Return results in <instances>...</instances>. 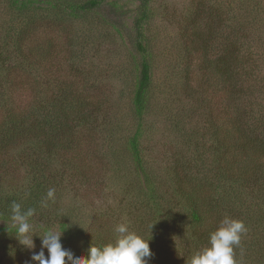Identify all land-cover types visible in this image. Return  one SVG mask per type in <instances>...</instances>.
Here are the masks:
<instances>
[{
  "label": "trees",
  "instance_id": "1",
  "mask_svg": "<svg viewBox=\"0 0 264 264\" xmlns=\"http://www.w3.org/2000/svg\"><path fill=\"white\" fill-rule=\"evenodd\" d=\"M121 1L0 0V235L13 237L8 217L16 201L36 209L38 234L63 231L62 245L76 255L92 240L109 242L118 223L146 238L156 223L149 264H186L229 216L247 228L237 264H264V0H225L224 9L218 0L190 1L178 68L170 69L181 84L169 118L181 132L191 113L205 121L182 136L170 164L143 143L149 117L164 112L159 95H169L157 85L159 56L147 32L153 0H128L132 10ZM67 18L83 21L87 34L93 26L113 28L138 55L127 126L108 123L92 91L51 74L43 34ZM207 95L218 98L219 110ZM49 189L55 199L42 208ZM107 196L113 200L105 206ZM12 249L20 264L30 261L17 241Z\"/></svg>",
  "mask_w": 264,
  "mask_h": 264
},
{
  "label": "rangeland",
  "instance_id": "2",
  "mask_svg": "<svg viewBox=\"0 0 264 264\" xmlns=\"http://www.w3.org/2000/svg\"><path fill=\"white\" fill-rule=\"evenodd\" d=\"M190 1L192 0H153L147 24V32L155 40L154 46L159 56L157 85L159 89H165L163 91L168 92L169 95H159V102L165 103L164 112L157 109V114L149 117L143 133V143L151 157H157L160 160L163 158L167 164L171 163L172 158L170 157L181 149L182 136L190 132V128L203 126L205 121L198 112L191 113L187 117L189 123L182 124L184 129L181 132L169 118L171 115L169 112H173L171 107L175 104L173 102L176 98L174 92L181 84L170 69L178 68L176 56L179 54L178 47L183 38L180 31L182 25L185 24L187 14L193 7ZM121 3L131 10L136 5L128 0H122ZM216 4L218 8L224 9L226 6L225 0H218ZM132 15L133 12L124 17L129 26L132 22ZM93 27L92 33L87 34L88 29L83 21L67 18L66 20L60 19L59 23L52 24L45 30L43 35L51 43L52 53L49 60L51 74L57 79L68 80L72 87H84L92 91L90 97H94L95 101H100L102 109L107 110L108 123L119 122L127 126L132 108V85L130 84L134 75L131 72H134L132 61L138 59V55H132L134 50L123 34L109 26ZM79 49H82V54L79 53ZM165 70L169 73L167 77ZM207 90L209 89H206V92ZM209 95L207 97L210 98L209 102L213 109L219 110L218 98L216 96L212 98ZM183 103L187 106L192 105V102L186 99ZM174 109L178 110V106ZM174 117L182 120V112L177 111ZM95 140L101 143V139ZM99 149L101 151V146ZM94 163H96L94 166L96 171H103L98 161L95 160ZM164 163L161 161V164ZM105 191L108 193L109 188ZM105 199V206L112 204V197L107 196ZM96 205L102 207L103 204L99 201ZM13 240L14 237L10 239L8 235H0V264H20L18 258L11 254L12 245L16 242ZM34 241L36 247L40 248L39 237H34Z\"/></svg>",
  "mask_w": 264,
  "mask_h": 264
},
{
  "label": "clouds",
  "instance_id": "3",
  "mask_svg": "<svg viewBox=\"0 0 264 264\" xmlns=\"http://www.w3.org/2000/svg\"><path fill=\"white\" fill-rule=\"evenodd\" d=\"M55 189H49L40 206L47 208L49 201H54ZM34 208H24L21 203L12 201L8 220L21 251L31 252L26 264H149L153 257L150 248L152 229L156 223L148 225L150 238L139 234L127 223H118L112 229V239L104 244H95L93 240L85 254L76 255L61 243L62 232L51 228L38 234L32 218ZM7 231L9 226L7 223ZM247 228L243 221L225 216L216 230L209 233L206 246L193 251L186 259V264H237L235 249L241 244V238ZM34 237L40 239V250L35 251ZM47 252V256H46ZM15 254V249L12 250Z\"/></svg>",
  "mask_w": 264,
  "mask_h": 264
}]
</instances>
